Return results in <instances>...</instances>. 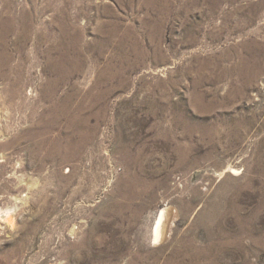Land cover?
I'll return each instance as SVG.
<instances>
[{
	"label": "rangeland",
	"instance_id": "1",
	"mask_svg": "<svg viewBox=\"0 0 264 264\" xmlns=\"http://www.w3.org/2000/svg\"><path fill=\"white\" fill-rule=\"evenodd\" d=\"M0 36V264H264V0H0Z\"/></svg>",
	"mask_w": 264,
	"mask_h": 264
},
{
	"label": "bare ground",
	"instance_id": "2",
	"mask_svg": "<svg viewBox=\"0 0 264 264\" xmlns=\"http://www.w3.org/2000/svg\"><path fill=\"white\" fill-rule=\"evenodd\" d=\"M1 37V36H0ZM1 43V42H0ZM7 62L6 60H2V62L0 63V67L1 66H4L6 65ZM232 174L236 175L238 170L237 169H231L229 170ZM226 172V171H225ZM12 210L10 209H7L5 211H2V213L0 214L1 216L4 215L6 216V219H8L9 223L12 221L13 223V220H12ZM170 212L169 210L167 209H163L160 216H159V219H158V222L156 224V227L154 229V240L155 241H160L162 239V237L164 236L165 234V231L168 229V222H169V219H170Z\"/></svg>",
	"mask_w": 264,
	"mask_h": 264
}]
</instances>
